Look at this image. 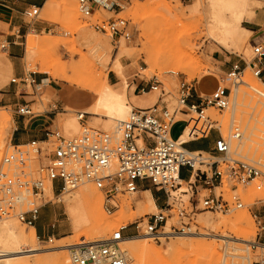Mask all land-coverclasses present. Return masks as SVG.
Wrapping results in <instances>:
<instances>
[{
    "label": "rangeland",
    "instance_id": "rangeland-1",
    "mask_svg": "<svg viewBox=\"0 0 264 264\" xmlns=\"http://www.w3.org/2000/svg\"><path fill=\"white\" fill-rule=\"evenodd\" d=\"M6 1L9 2L11 0ZM49 1L50 0H44L43 7L36 19L30 20L24 15L22 16V22L24 23L23 29L10 31L8 26L0 28V163L6 154L16 151V148L12 147L15 145L11 143V136L14 129V108L4 107L5 105L2 102L4 97L2 95H6L5 98L14 96L17 101H20L21 103L23 97L31 95L36 101V105L33 106V110L36 113L49 112L51 111L49 105L54 100L49 88L46 87L44 88L45 90L40 92L36 91V86L41 84L44 79L45 86H48L49 80H53L59 84H66L70 85V87L74 86L78 89L89 91L94 95L95 89H97L100 84V81H98L99 75L103 73L108 77L109 72H114L120 79V85L116 87L122 89L125 82H127L128 89L132 88V94L135 93L137 85L143 83V81L145 83H154L157 81L160 88L157 92H152L151 95L158 99L160 98V100L162 99L170 110L178 107L179 93L184 83L193 85L195 81H199L202 78H211L213 79L216 88H227L230 92L229 107L222 112L211 109L207 114L210 115L213 120L218 122L221 135L231 145V155L238 160L257 166L262 171V176L264 175V151L259 149L260 143H264V116L261 115V107L257 104L264 101L256 93H254V97L252 98L246 94L244 100L247 98L245 101L249 102V105L245 106V110H243V112H237L238 109H236L233 114L229 113L230 108L233 105L232 90L235 86H238L241 89L238 94L243 92L244 84L241 83L240 80L245 77V74H249V77L253 81L255 80L264 92V85L255 78L251 68L249 66L246 67L244 64V61L249 64L253 58L250 41L253 36L257 35L255 33L260 30V27L254 26V23H256L258 19L264 17V2H261L260 0H249L252 4L254 14L248 16L246 21L244 20L242 23V26L250 31V33H247L245 36L247 39L245 47H248L251 53L247 55L245 53V48L238 52H228L218 44L206 38V30L203 21H198L199 19L194 17L193 14L195 13V6L198 0H125L121 3V9H116L112 12L100 9L92 18H85L80 13L77 0H55V4L51 6L52 9L49 6ZM69 4L74 9L76 8L75 16L67 12L68 7L70 9L72 8ZM166 4L170 5L177 12H183L185 14L182 20V24L184 23V25L179 24L177 26L181 31L175 28L169 31V34L168 32L166 33L165 29L168 20ZM117 18H123L129 22L132 31V38L130 41H125L123 39L112 40L110 37L98 33L91 27V23L97 19L109 20ZM181 26H185V28L182 27L184 28L182 30ZM17 32H19V34ZM29 36H37L36 39L41 41L49 40L52 45L36 46L31 52V58L27 59L26 40ZM7 37H17L15 41L17 42V47L20 49L21 58L14 60L8 55L7 51L1 49V44L6 41ZM186 41H188L191 47L194 48L196 61L193 63L194 65H190L192 63H185V61H183L185 63L182 62L185 66V72H176L175 69L173 70V67L176 68L179 60L178 58L175 59V56L177 55L175 53L179 52L178 48H181L184 51ZM167 47L169 54H166V52V58H164L162 53L167 50ZM123 48L124 50H127L126 52L128 55L123 56L121 60L122 64L131 70L132 73L129 75L126 74L125 67L122 72L123 75H119L113 69L111 62V60L115 59L118 52ZM159 54H161V56ZM172 54L175 55L171 56ZM221 54L234 58V61L239 63L241 71L237 81L228 78L230 72L222 71L220 68L221 64L215 60L218 58V55ZM151 56L159 57L160 60L154 68L149 65V59ZM168 56H170L171 59H168ZM107 62L111 63L108 65V69H105L103 65ZM39 66L48 68L51 73L47 74L37 71ZM157 66L159 67L157 68ZM10 69L11 72L9 71ZM245 69L246 71L243 73ZM18 72H21V74L19 75ZM26 77L30 80L34 79L36 83L32 85L10 84V81L14 78ZM53 81L52 85L54 86L55 83ZM241 85H243V87ZM242 94L245 95V92ZM254 98H256V104L252 102ZM241 108H244V106ZM247 108L249 112L246 110ZM236 113L239 114V116H235L237 115ZM92 118H98V120ZM180 118L188 123H194L191 138H194L195 133L203 128L202 121L195 114L188 113L185 117L178 115V119ZM67 120H73L79 125L74 112L67 109V113L58 116L55 126L63 130L67 137L79 135L82 131L79 126H77V132L75 135L67 133L65 129ZM104 120L106 119L102 116L99 117L90 114L86 117V127L106 131L114 135L117 129H114L113 125H108ZM183 128L184 124H177L172 131V138H178ZM235 128L240 129L241 137L239 139L234 137ZM251 139H254L256 142H249ZM249 144H253L252 149L251 147L246 149ZM263 145L260 146L261 149L264 148ZM21 149L26 150L27 147ZM248 154L250 157L247 158ZM262 176L259 178L264 180V176ZM187 177L188 173L182 174V178ZM259 178L246 186L237 185L236 183L225 179L222 186L217 188L214 192L219 194L222 191L224 196L228 199L232 195V191H235L244 205L243 208L234 209L227 213H211L203 211L195 217V221L192 223L193 233H207L214 235L215 233H221L222 231V229L219 230L216 228L220 218H233V216L235 217L243 211L248 212L249 223H251L250 225L253 229V234L251 233L252 235L250 234L248 237L250 242L241 243L238 241H232L229 249L222 250L220 264H256L262 258L259 251H255L251 248V243L255 240L257 233L254 215L264 214V195L251 198L249 193V190L253 188L258 180H260ZM146 187L152 188L150 184H147ZM183 187L184 191L187 192V185L185 184ZM90 188L95 191V196L98 195L97 198L99 204L102 203L101 206L103 212H105V223H113L112 225L110 223L106 224V226H110L109 230L106 233H98L97 229L93 228V223L90 222L86 223V228L80 233L75 232L65 214L64 204L58 202L57 197H51L46 192L45 203L49 200H51V202L41 211L37 226L41 225L45 229V233L50 234L46 235V237L37 234L38 254L22 257L23 259L25 258L34 261L38 258L55 257L58 254L61 256L64 254V256H69V252H66L68 248L65 249V251L55 250L54 248L58 246H71L82 241L91 242L105 240L110 238L122 226H127V231L130 229L132 233H135L134 223L138 219L145 215H152L158 212V209L150 210L149 207L144 206L145 203L141 204V202H145V198L143 194L138 193L132 196L119 197V209L112 214H108L105 210L104 195L93 185H82L76 189V191H73V193L81 190L86 191ZM73 193L70 192L64 195H72ZM183 193V191L181 192L178 190L174 194L184 201V207L190 208V195H185ZM208 194V191H203L201 193L202 196ZM205 216L211 217L214 221L210 228L201 221ZM6 219H12L18 228L26 234L32 230L31 227L21 223L15 217ZM168 222L170 228L179 227L181 222L176 210L172 212V216L169 218ZM105 223L103 222L104 225ZM211 228L215 229L213 230ZM127 231L125 232V238H128L126 235ZM191 234H177L171 236L169 239L161 240V243H156L150 239H142L140 242L147 243L161 251L162 259L156 261L154 264H182L181 262L188 258L198 259L200 257L199 260L202 258L201 252L197 249V245H195V248H181V243L185 241V243L190 241L195 243L203 241L210 243L215 240L210 236L206 238L190 239ZM49 237L52 238L51 243L48 242ZM133 237L147 238L145 236L137 235H133L130 238ZM121 248L125 251H129L126 245L121 244ZM127 253L130 259L137 261L138 264L141 263L139 261L140 258L136 254L132 252ZM249 257L250 260L245 259ZM22 258L20 259L22 260ZM133 260H129L128 264H137Z\"/></svg>",
    "mask_w": 264,
    "mask_h": 264
},
{
    "label": "built area",
    "instance_id": "built-area-1",
    "mask_svg": "<svg viewBox=\"0 0 264 264\" xmlns=\"http://www.w3.org/2000/svg\"><path fill=\"white\" fill-rule=\"evenodd\" d=\"M125 0H77L78 10L85 18H92L100 9L115 11L121 9ZM264 2V0H260ZM41 9L32 6L23 15L36 19ZM91 27L112 40L130 41V24L123 18L99 20ZM254 33V32H253ZM250 41L253 58L246 67L264 85V27H260ZM7 41L2 50L9 48ZM241 67L233 66L228 78L237 81ZM31 77V76H30ZM34 79L14 78L10 84H35ZM160 85L143 83L136 88L137 94L157 92ZM191 99L196 102L190 103ZM230 104V92L218 87L212 94H197L193 85L183 84L178 107L170 110L161 99V104L149 109L131 110L127 120L118 125L111 134L98 129L87 128L86 113L74 114L82 129L79 135L65 136L63 130L54 127L44 132L42 141H31L24 145L12 146L16 151L6 154L0 163V219L15 217L28 227H35L45 203L47 188L54 196L75 191L85 184L93 185L105 197V210L112 214L119 209V197L132 196L141 191V183L150 184L163 195L164 205L158 212L145 215L134 223L133 235L145 236L156 243L177 234L193 233L192 223L203 212L227 213L243 208L239 195L232 191L226 198L221 191L226 179L237 185L246 186L262 176L257 166L238 160L231 155L230 143L221 135L218 122L207 112L211 109L222 112ZM54 105L52 111L36 113L28 103L18 104L14 114L22 118H33L46 113L58 114ZM67 113V110L62 111ZM192 113L199 117L203 128L194 137H207L216 133L214 149L211 152L189 151L181 137L172 138L173 127L181 122L178 115ZM185 128L189 123L185 121ZM239 139V128L234 129ZM12 143V142H11ZM27 147L26 150L21 148ZM188 173L187 178H182ZM184 182L188 191L190 208L174 195ZM203 191L209 194L202 196ZM172 201V203H171ZM176 210L180 219L179 227L166 226L172 212ZM257 233L251 248L262 255L256 264H264V214L254 215ZM127 226H122L110 238L99 242H80L67 247L71 264H128V254L121 248ZM132 235V236H133ZM130 238V237H128ZM52 242V238H48Z\"/></svg>",
    "mask_w": 264,
    "mask_h": 264
},
{
    "label": "bare ground",
    "instance_id": "bare-ground-1",
    "mask_svg": "<svg viewBox=\"0 0 264 264\" xmlns=\"http://www.w3.org/2000/svg\"><path fill=\"white\" fill-rule=\"evenodd\" d=\"M48 3H49V6L51 7L53 4H55V0H50ZM69 6H71V5L69 4ZM166 7H167L166 10H167V15H168V20H167V25H166L165 31H166V33L168 32V34H169V31H171L175 28H177V30H178L179 28L177 26L179 24L184 25V23L182 24V20H183L185 14L183 12L182 13L177 12L168 4H166ZM48 9H49V7H48ZM51 9H52V7H51ZM75 9L73 7L70 9L68 7L67 12L69 14L75 16L76 15ZM194 12H195V13H193L194 17L199 19L198 21H203L204 26H205V30H206V38L208 40L218 44L220 47H222L224 50H226L228 52H238V51H242L245 48V53L247 55L251 54L249 51V48L245 47L246 40H247L245 36L247 35V33H250V31L246 30L242 26V23L244 22V20L246 21V18L248 16L254 14L252 4L250 3L249 0H198L197 4L195 6ZM182 27L185 28V26H181V28ZM184 28H182V30ZM179 31H181V29H179ZM168 36H170V35H168ZM36 37L35 36H29L26 40V48H27L26 57H27V59L31 58V52L33 51V49L36 46L52 45L51 41H49V40H42L41 41V40L36 39ZM167 42H168V40H167ZM185 46L186 47H185L184 51H183V49L178 48L179 52L175 53V54H177L175 56V59L178 58V60H179L176 68L173 67V70L175 69L176 72L177 71L185 72L184 64L186 62H189V63H192L190 65H194L193 63L196 61V55H195L194 48L191 47V45L188 41L185 42ZM126 51L127 50H124V48L121 49L118 52L117 57L115 59L111 60L112 65H113V69L118 74H121L123 69H124V65L122 64L121 59L123 56L128 55ZM165 53L169 54L168 53V47H167V50H165L162 53V56L164 58H166ZM175 54H172L171 56H173ZM159 55L161 56V54H159ZM168 59H171V57L168 56ZM159 61H160L159 57H152L151 56L149 59V65L152 68H154V67H156L157 62H159ZM183 61H185V63ZM111 62H109V63L107 62L105 65H103L104 68L108 69V65ZM158 67L159 66H157V68ZM37 71H39L41 73H47V74L51 73L48 68L42 67V66H39ZM245 71H246V69L243 71V73H245ZM98 78H99L98 81H100L99 82L100 84H99V87L97 89H95L94 104H93V108L91 109L92 112L89 111L90 112L89 114H92L94 116L104 117L106 119L104 121L106 123H108V125H113L114 129H117L118 125L121 122L128 119L130 112L132 110V106L129 104L126 95L120 96V95H118L112 91L111 85L108 83V80H107L108 77L106 75H104L102 73L99 75ZM240 82L244 84V87H243V85H241V86L243 87V92H245V95L242 94L243 92L238 94V92L241 90L238 86H235L233 88V90H232L233 105L230 108V112H229L231 114H233L236 109L239 110V111L237 110V112H243V110H245V106L249 105V102L245 101L247 98L244 100V97L246 96V94L250 98H252V97H254V93H256L264 101V92L258 86V84L255 82V80L253 81L249 77V74H245V77L241 78ZM238 84H240V83H238ZM235 85H237V84H235ZM40 87H41L40 84L36 86L37 92L44 90L43 87L42 88H40ZM255 99L256 98H254V100L252 101L254 104L257 103V101H255ZM257 104L259 105V107H261V113H262L261 115L264 116V102H260ZM242 106H244V108H241ZM246 110H248V108ZM248 112H249V110H248ZM235 116H239V114H237ZM77 126L80 127V125H77V123L75 121L67 120L65 129H66L67 133H69L71 135H75L77 132ZM193 128H194V123L189 122L188 128H187L185 134L181 137L180 142L184 143L189 138H191L192 133H193ZM249 129H250V127H249ZM249 142L255 143L256 141L254 139H251V141H249ZM263 144L264 143L262 142L259 145V149L261 151H264V148L261 149V147H260ZM252 145L253 144L247 145L246 149H248L250 147L252 149V147H253ZM263 147H264V145H263ZM245 156H246V154H245ZM252 156H253V154H252ZM248 157H250L249 154H248L247 158ZM256 162H257V160H256ZM181 184H182V186L179 188V190L181 192L183 191L185 193L186 191H184V187H183L185 185V183L181 182ZM47 193L51 197H57V201L62 202L64 204L65 214L68 217V219L72 225V228L75 232L80 233L82 230H84L86 228V223L92 222L93 228L97 229L98 233H106L110 227L109 225L106 226V224H109V223L111 225L113 224L111 222L105 223V221H104V217H105L104 213L105 212H103V209L101 206L102 203L99 204V200L97 198L98 195L95 196L96 193H95V191L91 190V188L87 189L86 191L81 190V191H78L75 193L72 192L73 193L72 195L69 194L67 196H65V195L54 196L52 194L50 188H47ZM249 193H250L251 198H255L256 196H259V195H264V180H261V179L258 180L255 183V185L253 186V188L251 190H249ZM142 194L144 195L145 202L143 201V202H141V204L145 203L144 206L149 207L150 210H157V207H156V205H155V203H154V201L150 195V192L149 193L146 192V193H142ZM140 205H138V206L141 207ZM201 221L203 222V224L209 226V228L213 225V222H214L213 219L209 216L203 217L201 219ZM103 222L105 223V225L103 224ZM18 223H20V222H18ZM250 224L251 223H249L248 212L243 211L240 214L236 215L235 217L233 216V218L232 217L231 218H226V217L220 218V220L217 223L216 228L219 230L222 229L221 233H215L214 235H210L207 233H192V234L190 233L191 234L190 239H192V238H206V237L210 236V237L214 238L215 240H214V242L211 241L210 243L205 242V241L196 242V243L191 242V241L188 243H185L186 242L185 241V242L181 243V245H180L181 248L182 247H184V248H195V245H197V249L199 250V252H201V258H202L201 260H199L200 257L198 259H195V258L190 259L187 257L188 259L185 258L187 261L185 260V261H182L181 263L182 264H201V263L202 264H220L222 250L229 249L231 247L230 243L232 241H238L241 243H249L250 242L248 237L252 233V230H253ZM169 225L170 224L168 222L167 226H166V232H168V233L170 231ZM211 229H213V228H211ZM142 239L147 240L148 238H146V239L141 238V237L124 238L122 241V245H126L127 248L129 249V251L128 250L125 251L124 249L123 250L126 253L132 252V253L136 254L140 258L139 259V261L141 262L140 264H154L156 261L162 259L161 251L157 250L156 248H154L153 246H150L147 243H141L140 241ZM211 240H213V239H211ZM100 241H104V240H100ZM91 242H99V241H91ZM67 247H69V246H58V247H55L54 249L55 250L57 249L59 251L60 250L65 251V249H67ZM0 248H1L0 249V264H69L70 263L69 256L67 255L68 256V258H67V256H64L65 254L62 256L60 254H58L55 257H45V258H41V259L38 258L37 260H34V261L29 260V259H25V258L23 259L22 257L30 256L32 254H38L39 250L37 248V236H36V233L33 229L28 234H26L24 231L20 230L18 228V226L13 222L12 219L0 220ZM124 248H126V247H124ZM66 252H67V250H66ZM20 258H22V260ZM128 259L130 261L133 260V259L129 258V255H128ZM245 259L250 260V257L245 258ZM133 261H135V260H133ZM135 262L137 263V261H135Z\"/></svg>",
    "mask_w": 264,
    "mask_h": 264
},
{
    "label": "crops",
    "instance_id": "crops-1",
    "mask_svg": "<svg viewBox=\"0 0 264 264\" xmlns=\"http://www.w3.org/2000/svg\"><path fill=\"white\" fill-rule=\"evenodd\" d=\"M43 3L44 0H23V3L22 0H11L9 2L6 0H0V28H5L8 26L10 31H14L15 29H23L24 23L22 22V16L24 11L32 6H36L41 9L43 7ZM254 26L263 28L264 17L258 19L257 22L254 23ZM17 33L19 34V32ZM15 39H17V37L6 38V41L9 43L10 46L5 51H7L8 55L12 59L17 60L21 58V53L20 49L17 47V42L15 41ZM215 60L221 64L220 68L222 71L225 72H231L233 70V66L239 64L238 62L234 61V58H230L222 54L218 55V58ZM124 67L126 68L127 75L132 73L127 66ZM9 71L11 72V69ZM18 74L20 75L21 72H18ZM119 75L123 74L121 73ZM107 80L108 83L111 85V89L114 93L120 96L126 95L128 102L132 106L133 110L149 109L154 107L155 105L161 104L160 98L158 99L157 97L151 95V93L137 94L135 92L132 94V88L128 89L127 82H125V85L122 89L117 88L116 86L120 85V79L114 72H109ZM52 81L53 80H49L48 86H45L44 79L40 84V88H49L51 95H53L54 97V100L49 105V107L52 111L53 106L57 105L60 109L59 113L56 115L55 113H46L33 118H22L14 115V129L11 136V142L14 145H24L31 141H42L44 139V132L46 130H52L55 127V123L58 119V116L64 114V112H62L64 110L69 109L71 112L81 111L82 113H86L87 116L90 115L89 111H91L94 104V95L91 92L78 89L74 86L70 87V85L61 83L59 84L55 81H53L55 83V85L53 86ZM141 84L142 83L137 85V87H139ZM193 87L197 94L203 95H210L217 89L213 79L211 78H202L199 81H195ZM2 96L4 97V99H2V102L5 105L4 107H11L15 109L18 104L22 103H28L29 106L32 108L36 105V101L31 95L23 97L22 103L20 101H17L16 97L14 96L9 98H5L6 95ZM194 102H196L195 99L190 100V103ZM187 115V112L182 114V116L184 117ZM92 119L98 120V118ZM179 123L184 124V128L178 138L182 137L188 128H185V120L182 119ZM217 138L218 135L216 133H211L207 137L189 138L186 142H184L185 148L189 151H203L208 153L214 149L215 141ZM141 186L142 187L139 194L150 192V195L156 207L161 208L164 205L163 195L159 191L153 188L146 187L145 183H141ZM32 229L35 231L36 236L38 234L39 236L46 237V235L50 234L45 233V229L41 225H36ZM133 234L134 233H132L130 229L126 233L128 237H131Z\"/></svg>",
    "mask_w": 264,
    "mask_h": 264
}]
</instances>
